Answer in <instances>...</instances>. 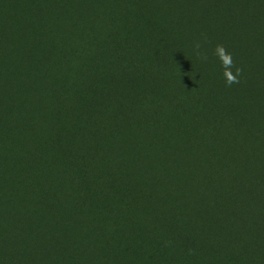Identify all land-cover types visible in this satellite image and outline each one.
Wrapping results in <instances>:
<instances>
[{"label":"trees","instance_id":"16d2710c","mask_svg":"<svg viewBox=\"0 0 264 264\" xmlns=\"http://www.w3.org/2000/svg\"><path fill=\"white\" fill-rule=\"evenodd\" d=\"M115 2L0 0L5 95L17 84L4 72L11 54L51 64L49 70L66 57L69 66L78 48L91 52L93 39L82 36L92 17L104 15L125 23V32L139 29L143 47L157 41L174 80L190 76L198 96L184 102L178 92L187 87L177 79L168 87L171 100L142 96L145 111L137 102L122 105L110 125L98 123L103 133L90 160L78 161L66 155L62 131L47 123L40 130L27 112L4 104L0 264H264V0H124L120 8ZM145 9L162 23V35H148ZM197 41L207 61L195 55ZM217 44L248 66L220 114L205 85L227 87L213 55ZM87 62L92 66L93 58Z\"/></svg>","mask_w":264,"mask_h":264},{"label":"rangeland","instance_id":"374dc122","mask_svg":"<svg viewBox=\"0 0 264 264\" xmlns=\"http://www.w3.org/2000/svg\"><path fill=\"white\" fill-rule=\"evenodd\" d=\"M119 1L115 2L117 8L124 3V0ZM100 5L106 10H116L112 3ZM144 14L152 20L151 23L148 22L151 25L148 28V35L161 34L160 20L148 9L144 10ZM130 23L137 24V22H126L127 25ZM124 27H126L125 23H114L108 16L103 15L102 20L92 17L90 25L82 36V40L87 36L93 39L91 52L82 50V47L78 48L75 52L79 55L73 59L71 65L66 66L63 63L66 60L65 57L61 59L62 64L54 66L53 70L45 68L51 64L43 67L39 63L34 64L30 60L11 54L8 58V67L4 72L10 80V76L15 77L17 80L15 79L14 82L17 84L13 87L10 96L5 95V87H0V120L4 118V104L14 109L20 107L22 111L27 112L26 116L22 112L26 119L36 127L39 128V124L47 123L56 131H62L68 143L65 149L68 158H75L78 161L85 156L87 160H90L91 150L96 145L99 146L98 137L103 133L97 131L98 123L107 121L106 124L110 125L121 111L122 105L137 102L138 109L145 111L143 109L146 107L139 105L142 96L157 98L156 95L161 93L163 96L167 94L166 97L171 100L172 93L169 92L168 87H174V81L177 79L182 80L187 87L186 90L178 92L184 102L188 97L197 95V89L193 88L190 76L180 78L177 75L174 80L176 70L172 68L171 71L164 57L162 59L160 56L161 50L157 41H151L148 46L143 47L142 32L136 27L125 32ZM170 31L172 37L179 36L176 40L188 46L184 33L180 32L178 35L174 29ZM77 44L81 45L80 39ZM136 46L140 47L138 54ZM154 50H158V53H154ZM179 53L181 56L175 59V62L181 65L184 56L181 52ZM90 57L93 58L92 66L87 62ZM233 59L236 65H241L242 69L248 68L243 60L235 57ZM195 61L193 59V63ZM136 65H141L139 71L135 70ZM49 76L54 79L47 86L27 87L34 83L35 79L43 81ZM205 85H210L206 89L207 100L210 98L217 103L213 113L220 114L219 110L223 107L228 109L233 102L235 89L212 87V84H207V81ZM28 90L30 93L26 94ZM215 90L219 92L218 95ZM49 91L53 96L48 94ZM201 102H203V96L198 103L202 104ZM89 124L92 127L87 129ZM39 129L42 130V128ZM23 131L28 133L26 128ZM39 133L41 134V131Z\"/></svg>","mask_w":264,"mask_h":264},{"label":"clouds","instance_id":"9594fccd","mask_svg":"<svg viewBox=\"0 0 264 264\" xmlns=\"http://www.w3.org/2000/svg\"><path fill=\"white\" fill-rule=\"evenodd\" d=\"M207 41V37L204 38V42ZM195 55L201 61H207L208 55L203 49V42L197 41L193 45ZM213 55L218 59L220 68L222 70V76L225 80V85L231 87L233 84L240 82V77L243 74V69L238 67L233 59L232 54L222 44H217L213 50Z\"/></svg>","mask_w":264,"mask_h":264},{"label":"bare ground","instance_id":"6f19581e","mask_svg":"<svg viewBox=\"0 0 264 264\" xmlns=\"http://www.w3.org/2000/svg\"><path fill=\"white\" fill-rule=\"evenodd\" d=\"M95 56V55H94Z\"/></svg>","mask_w":264,"mask_h":264}]
</instances>
